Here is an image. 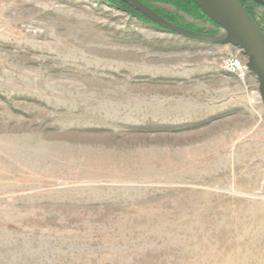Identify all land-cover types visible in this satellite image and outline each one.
Returning a JSON list of instances; mask_svg holds the SVG:
<instances>
[{
	"label": "rangeland",
	"instance_id": "374dc122",
	"mask_svg": "<svg viewBox=\"0 0 264 264\" xmlns=\"http://www.w3.org/2000/svg\"><path fill=\"white\" fill-rule=\"evenodd\" d=\"M110 2L0 0V264H264L246 58Z\"/></svg>",
	"mask_w": 264,
	"mask_h": 264
},
{
	"label": "water",
	"instance_id": "95a60500",
	"mask_svg": "<svg viewBox=\"0 0 264 264\" xmlns=\"http://www.w3.org/2000/svg\"><path fill=\"white\" fill-rule=\"evenodd\" d=\"M114 1V0H107ZM130 5L164 31L183 38L238 48L246 58V71L257 80V91L264 106V37L238 0H191L206 17L223 31V37L197 33L174 25L138 0H119ZM264 7L263 0H251Z\"/></svg>",
	"mask_w": 264,
	"mask_h": 264
},
{
	"label": "trees",
	"instance_id": "16d2710c",
	"mask_svg": "<svg viewBox=\"0 0 264 264\" xmlns=\"http://www.w3.org/2000/svg\"><path fill=\"white\" fill-rule=\"evenodd\" d=\"M146 7L150 8L151 10L158 13L161 17L169 21L170 23L180 26L186 30L197 32V33H203L200 30H196L193 28V26L189 25L186 21H184L180 16H178L175 12L167 11L163 8L155 7V4L162 3V4H169L171 7H173L176 10H183L186 12H189L190 14L198 17L199 19H202L203 21L212 23L206 15L199 9L191 0H138ZM242 7L245 9V11L248 13V15L251 17V19L255 22L259 30L261 31L263 37H264V7H260V5L256 4L255 2L251 0H238ZM111 4H114L115 6L121 7L125 11L130 12L132 16L141 18L142 20H147L144 16H142L139 12H136L134 9L130 8L127 4H124L119 1H111ZM251 4L254 7L261 8V12L257 13V11H254L249 8L247 4ZM148 21V20H147ZM150 22V21H149ZM213 24V23H212Z\"/></svg>",
	"mask_w": 264,
	"mask_h": 264
},
{
	"label": "built area",
	"instance_id": "2783aa9c",
	"mask_svg": "<svg viewBox=\"0 0 264 264\" xmlns=\"http://www.w3.org/2000/svg\"><path fill=\"white\" fill-rule=\"evenodd\" d=\"M234 64V65H233ZM229 68H231V70H233L234 72H237L239 71L241 68L239 66V63L238 62H235V63H229L228 64Z\"/></svg>",
	"mask_w": 264,
	"mask_h": 264
}]
</instances>
